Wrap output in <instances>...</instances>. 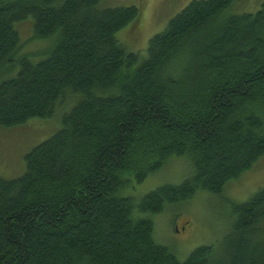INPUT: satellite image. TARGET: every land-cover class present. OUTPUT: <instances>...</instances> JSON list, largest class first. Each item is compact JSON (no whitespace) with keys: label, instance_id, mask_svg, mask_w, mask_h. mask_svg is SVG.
<instances>
[{"label":"trees","instance_id":"16d2710c","mask_svg":"<svg viewBox=\"0 0 264 264\" xmlns=\"http://www.w3.org/2000/svg\"><path fill=\"white\" fill-rule=\"evenodd\" d=\"M193 0L148 42L145 57L117 38L135 6L101 0H0V127L52 117L74 97L61 128L0 175V264H264V188L233 204L217 247L184 261L154 239L151 219L197 191L225 184L264 156V3ZM53 38L33 63L16 23ZM192 172L139 201L121 191L171 158Z\"/></svg>","mask_w":264,"mask_h":264},{"label":"rangeland","instance_id":"374dc122","mask_svg":"<svg viewBox=\"0 0 264 264\" xmlns=\"http://www.w3.org/2000/svg\"><path fill=\"white\" fill-rule=\"evenodd\" d=\"M193 0H101L103 7L135 6L141 13L140 20L130 23L117 33V38L129 51L145 57L149 40L160 33L168 22ZM264 0H236L226 13H255ZM19 34L20 53L37 63L48 56L53 38L34 37L33 20L29 18L16 23ZM70 98L62 109L52 117H35L25 124L0 127V175L14 179L24 172V156L35 146L50 138L61 128V119L73 105ZM192 168L183 157L171 158L158 171L148 175L142 182L132 181L121 191L139 201L145 194L165 184H180L190 176ZM264 188V156L239 177L228 181L220 194L197 191L192 199L167 206L160 214H140L135 217L151 219L154 239L167 246L176 257L184 261L197 247H217L227 234L233 221V204L247 201Z\"/></svg>","mask_w":264,"mask_h":264}]
</instances>
